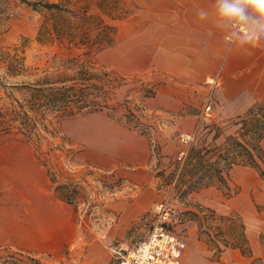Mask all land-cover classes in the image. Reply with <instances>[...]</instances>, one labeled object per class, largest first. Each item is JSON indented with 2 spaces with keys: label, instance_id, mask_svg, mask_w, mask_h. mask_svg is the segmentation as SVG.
I'll return each instance as SVG.
<instances>
[{
  "label": "rangeland",
  "instance_id": "rangeland-1",
  "mask_svg": "<svg viewBox=\"0 0 264 264\" xmlns=\"http://www.w3.org/2000/svg\"><path fill=\"white\" fill-rule=\"evenodd\" d=\"M28 1L33 0H0L1 113L9 106V92L23 100L22 93L11 86L30 80L8 74L3 53L24 57L26 66L42 68L49 58L45 52L81 54L87 50L77 45L67 52L58 42L40 45L38 32L49 12L33 10ZM70 1L87 5L86 11H76L72 5L70 9L76 16L83 12L91 16L88 28L96 40L103 34L96 19L117 29L115 45L96 54L103 44L95 42L89 58L123 74L127 85L119 100L132 90L129 98L139 104L143 88L155 89V96L145 101L147 134L141 135L108 112L60 123L53 120L38 154L36 145L5 134L0 123V247L30 252L41 264H119L121 254H127L161 224L155 206L163 203L169 213L167 229L187 244L181 264H264V212L257 208L264 206V180L255 170L236 166L229 172L228 188L208 186L186 194L174 189L178 173L172 180L167 178L175 173L174 160L186 149L179 141L182 130L196 139L202 124L223 125L233 115L232 105L223 100L213 78L186 87L165 72L163 63L145 62L153 58L147 50L140 51L139 63H132V20L153 12L152 0ZM72 21L75 25L80 22L77 18ZM251 102V97L243 96L236 105L244 112ZM208 107L211 116L207 118ZM187 114L196 116L195 122L186 123ZM138 137L150 146L147 166L120 163L122 155L137 152ZM261 146L264 152V140ZM44 161L53 166L55 186L71 184L70 191L75 185L82 188L75 204L58 199ZM199 207L226 217L235 214L251 237L253 256L232 248L216 252L202 232L207 227L200 228L192 215ZM228 224L213 222L208 235L222 240L218 230L224 232Z\"/></svg>",
  "mask_w": 264,
  "mask_h": 264
},
{
  "label": "trees",
  "instance_id": "trees-1",
  "mask_svg": "<svg viewBox=\"0 0 264 264\" xmlns=\"http://www.w3.org/2000/svg\"><path fill=\"white\" fill-rule=\"evenodd\" d=\"M27 3L37 12L42 9L49 12L38 32L40 45L53 46L58 42L67 52L77 45L87 50L81 54L45 52L44 55L49 58L47 65L42 68L26 66L24 57L3 53L8 74L30 78L20 85L11 86L12 90L22 93L23 100H17L13 92L6 94L9 106L4 113L0 112L3 132L20 136L24 142L36 145L38 154L46 139L44 134L53 126V120L60 123L88 114L108 112L111 118L123 121L141 135L147 134L148 125L144 123L145 101L155 96V89L143 88L139 104L129 98L132 90H127V95L120 101L122 89L127 85L123 74L89 58L95 42H100L98 46L103 44L96 54L115 45L116 27L96 19V26L103 31L102 39L96 40L92 30L88 28L90 25L87 22L91 16L88 17L85 12L76 16L75 10L70 9L72 5L78 8L76 11H86V4H72L70 0H33ZM75 18L80 20L76 25L72 21ZM236 103L237 101L230 103L233 115L223 125L202 124L200 136L193 138L185 156L181 160H174L175 173L167 177L172 180L174 174L178 173L174 189L186 194L208 186L228 188L229 172L236 166L251 168L264 180V152L261 146L264 140V98L252 103L244 112L240 111ZM41 153L40 151V156ZM43 164L51 177L58 199L75 204L78 199L76 193L82 192V188L75 185L74 191H70L71 184L55 186L57 183L51 171L53 166L50 162L44 161ZM257 208H263L261 211L264 212V206ZM198 209L200 210L192 215L200 223V228L201 225L207 227L202 232L207 235V242L212 243L216 252L221 254L225 249L232 248L251 257L252 251L244 225L241 221L240 224L237 223L235 214L226 217L208 208ZM218 220L224 225L229 223L224 232L218 230V237H222V240H214L213 236L208 235L212 230V223ZM0 264L41 262L30 252L0 247Z\"/></svg>",
  "mask_w": 264,
  "mask_h": 264
},
{
  "label": "crops",
  "instance_id": "crops-1",
  "mask_svg": "<svg viewBox=\"0 0 264 264\" xmlns=\"http://www.w3.org/2000/svg\"><path fill=\"white\" fill-rule=\"evenodd\" d=\"M152 1L153 12L139 14L132 20V63H139L140 53L147 50L153 58H146L145 62L163 63L165 72L175 75L186 87L192 88L211 77L228 104L243 96L251 97L250 105L264 98V45L252 49L245 44L230 22L216 16L215 0ZM198 10L207 13L204 20H199ZM195 118L187 114L183 120L193 123ZM137 140V152L122 155L118 161L143 168L150 159V146L140 137ZM247 239L252 257L251 237L248 235Z\"/></svg>",
  "mask_w": 264,
  "mask_h": 264
},
{
  "label": "built area",
  "instance_id": "built-area-1",
  "mask_svg": "<svg viewBox=\"0 0 264 264\" xmlns=\"http://www.w3.org/2000/svg\"><path fill=\"white\" fill-rule=\"evenodd\" d=\"M230 26L238 32L237 26L230 22ZM243 29H239L242 31ZM214 82V80H211ZM207 108L205 115L211 116ZM180 143L187 149L192 143L193 136L191 133L182 130L179 135ZM186 149L179 154L178 160H181ZM155 209L163 220L160 225L156 226L149 236L139 242L127 254H121L119 264H181L187 250V244L181 237L166 227L169 220L163 203L156 204Z\"/></svg>",
  "mask_w": 264,
  "mask_h": 264
},
{
  "label": "clouds",
  "instance_id": "clouds-1",
  "mask_svg": "<svg viewBox=\"0 0 264 264\" xmlns=\"http://www.w3.org/2000/svg\"><path fill=\"white\" fill-rule=\"evenodd\" d=\"M214 10L220 20L237 26L238 35L252 49L264 45V0H215ZM197 16L204 20L207 13L198 10Z\"/></svg>",
  "mask_w": 264,
  "mask_h": 264
}]
</instances>
